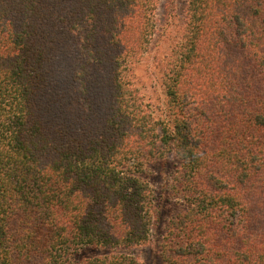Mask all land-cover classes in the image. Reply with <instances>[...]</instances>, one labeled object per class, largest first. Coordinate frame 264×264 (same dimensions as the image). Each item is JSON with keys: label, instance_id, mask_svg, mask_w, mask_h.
<instances>
[{"label": "trees", "instance_id": "1", "mask_svg": "<svg viewBox=\"0 0 264 264\" xmlns=\"http://www.w3.org/2000/svg\"><path fill=\"white\" fill-rule=\"evenodd\" d=\"M152 8L0 0V264H264V0H187L161 115Z\"/></svg>", "mask_w": 264, "mask_h": 264}, {"label": "rangeland", "instance_id": "2", "mask_svg": "<svg viewBox=\"0 0 264 264\" xmlns=\"http://www.w3.org/2000/svg\"><path fill=\"white\" fill-rule=\"evenodd\" d=\"M154 8L150 9L152 35L149 43L139 50L133 45L134 59L139 63L132 73V83L139 88L156 115H161L166 101V95L162 86L163 76L161 71H168L178 57L177 46L185 37L188 20L186 3L187 0H153ZM136 43V42H135ZM173 165V162H172ZM172 165L167 166L165 172L156 167L152 171L151 182L156 194V199H161L162 188L168 181L173 169ZM158 227H154L153 238L145 246L136 251L139 259L144 264H156L155 258L159 244Z\"/></svg>", "mask_w": 264, "mask_h": 264}]
</instances>
